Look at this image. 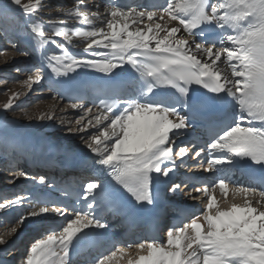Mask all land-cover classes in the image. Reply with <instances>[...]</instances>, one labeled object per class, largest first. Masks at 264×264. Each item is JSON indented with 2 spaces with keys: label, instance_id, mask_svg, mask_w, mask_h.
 <instances>
[{
  "label": "snow or ice",
  "instance_id": "obj_1",
  "mask_svg": "<svg viewBox=\"0 0 264 264\" xmlns=\"http://www.w3.org/2000/svg\"><path fill=\"white\" fill-rule=\"evenodd\" d=\"M40 7L41 0H0V33L8 36L18 31L23 19L42 44L51 43L62 51L44 57L56 76L70 77L69 73L78 75V69H91L111 77L127 65L138 74L141 90L137 95L114 97L104 85L94 84L96 114L88 108L75 121V129L67 128L81 133L94 163L113 182L111 186L100 180L84 183L80 196L84 208L72 209L74 219L65 216L67 207L50 206L47 201H29L26 210H21L25 196L0 197V225H13L5 235L16 233L30 219L37 230H44L41 235L45 238L34 239L26 249L23 264H77L74 256L78 250L99 244L104 237L96 230L106 229L107 223L97 212L114 199L119 188L138 204L151 205L159 177H169L179 166L177 158L182 165L190 153L202 166L206 164L204 172L213 174L203 187L185 193L200 200L201 211L169 226L166 241L153 238L121 247L113 243L88 264H120L118 257L124 264H264V184L238 186L231 179L232 169L241 161L264 169V0H166L154 6L156 10L115 6L106 15L97 10L90 16L83 0H77L64 15L90 28H70L64 20L53 18L48 23L50 36L41 23L31 19ZM165 16L176 26L158 22ZM145 20L149 23L139 27ZM129 21L137 27L129 30ZM202 25H214L219 30L216 38L198 40L203 36ZM182 31L186 35L178 36ZM72 35L90 40L85 56L69 54L65 45L72 44ZM58 36L65 43L53 38ZM220 64H226L227 69ZM41 79L37 74L24 83L31 89ZM192 85L210 93L213 100L231 102L235 109L231 119L212 112L208 101L195 95L197 89ZM158 89H174L179 99H169L168 93ZM57 91L73 95L81 90L63 87ZM20 95L13 93L0 109L5 113L12 110ZM70 107L84 106L72 103ZM38 119L52 120L53 114ZM197 125L209 134L203 143L190 131ZM189 134L194 139H182ZM18 177L27 178L28 174L19 171ZM39 180L44 183L45 177ZM230 186L234 198L240 196L243 202L221 207L217 189L227 196ZM180 189L181 184L173 183L168 191ZM193 193H202L206 201ZM13 210L15 216L7 215ZM49 213L64 217L66 226L46 228ZM7 243L0 236V245Z\"/></svg>",
  "mask_w": 264,
  "mask_h": 264
},
{
  "label": "bare ground",
  "instance_id": "obj_2",
  "mask_svg": "<svg viewBox=\"0 0 264 264\" xmlns=\"http://www.w3.org/2000/svg\"><path fill=\"white\" fill-rule=\"evenodd\" d=\"M48 3L47 7L50 10V7H54L52 10L43 11L45 14L50 15V18H58L60 20H64L67 26L70 28H77L81 27L85 30H88L90 26L84 24L83 22L75 21L67 19V17L64 15L68 10L72 9L76 6L77 0H46ZM83 4L87 6V10L89 12V16L91 12L99 11L102 15H106L107 12H109L113 7L116 5L112 4L109 0H83ZM97 5H99V9H97ZM117 6L123 7L125 10H129L132 8H135L136 11H146L142 4H140L139 0H119V4ZM81 11H84L83 8H81ZM49 19V18H48ZM161 24L172 27L176 26V22L170 21L167 16H165L164 20L158 21ZM149 23L147 20L140 23L138 26L143 28L145 24ZM130 28L129 30H132L133 28L137 27V25H132L129 21ZM107 30V29H106ZM161 36L164 35V33H160ZM179 35H186V33H183V31ZM189 39H191L189 37ZM25 42L28 47H32L34 45V38L25 39ZM90 40H83L79 36H72V44L69 45V54L75 55L78 58L83 57L86 55L85 49L87 48L88 43ZM44 55H40L38 60L41 61L44 68H47L48 74L46 75L50 79V86L48 90V94L46 96L53 97L54 99L51 102H47L46 109L52 110H61L60 104L58 102H66L68 104V112L70 113H79L81 115H85L88 108H92L93 114H96L97 109L94 106V100L91 99L92 96V90L94 89L93 85L98 83L100 81L101 75H111V74H104V73H98L91 69H80L78 71V75L76 73H69L70 77H64V76H56L54 73L51 72L50 67L47 66L45 63ZM29 59V58H28ZM223 59V58H222ZM44 62V63H43ZM31 63V62H30ZM31 67V66H30ZM39 67V66H38ZM220 67L223 69H227L226 64H220ZM80 71L82 73H80ZM116 73H113L112 75L123 77L125 73L130 71V66L125 65L123 70L116 69ZM230 74V70H228ZM63 87H78L81 91L79 93L73 94L72 98H70L71 95L69 94H61L57 91V89H62ZM51 95V96H50ZM76 95H83V99H77ZM55 104H53L54 100ZM72 103H80L83 104L82 109H73L70 107ZM59 113V112H58ZM234 114V111H233ZM232 114V115H233ZM11 143L15 146L14 153L12 155V161L13 163H7L6 164V171L10 176H12L11 179H8L9 186L6 185L5 189L9 187V190H18L20 189L18 181L21 177L15 178V174L20 170L18 166L20 163L19 158H23V167H21L22 171L26 172L29 175L32 171H35L36 174H33L31 181L28 183V187L22 189L23 192L21 195L26 197L25 201V207L21 210H26L28 202L31 201L33 204H36L38 201H47L49 202L50 206H56V207H65V201L69 200L68 196L71 192H76V188L79 186V184L85 183L84 181V172L74 171V172H68V170H62V166H65L69 162L71 163L70 159L79 160L81 159L82 162H94L91 154L88 153L87 149L85 148V145L80 146L78 145V142L71 140H66L64 138L58 139L55 135L52 133H47L46 131L42 132H34L27 134L26 137H17L13 140H11ZM50 146L49 149L47 147ZM82 147V148H81ZM11 161V160H10ZM47 161H51L50 165H47ZM7 161H3L2 163H6ZM22 162V161H21ZM39 162V163H37ZM1 163V164H2ZM30 164L36 165L35 168L32 170L30 168ZM30 165V166H29ZM187 166L190 169H193L194 171H199V175L202 176L203 167H206V164L203 166L201 165L200 160H191L187 163ZM9 169V170H8ZM4 174V175H5ZM205 175L207 177H204L201 183L194 186V184L189 183L187 185V188L183 191V193L180 196H183L186 198V200H189L190 198L185 195L191 188L193 187H203L206 183H208L212 179V175H208V173L205 172ZM40 176L45 177V182L41 183L39 180ZM15 178L14 182H10ZM236 185L243 186L245 183L239 180V178L234 177L231 178ZM82 185V188H83ZM193 195H199L201 199L206 201V198L203 197L202 193H193ZM216 197L220 199V205L226 206L227 204L231 203H241L243 202L242 197L237 196L234 198L233 193L231 191V186L229 188V191L227 193V196L222 195L219 192V189H217ZM189 204L196 205L197 207L203 208V205L201 204L200 200H189ZM72 209H68V211L65 213V216H70L72 219H74L72 214ZM10 214H16V211L13 210L9 212L7 215ZM186 222V221H185ZM66 226V221L64 217L58 216L55 213H49L47 216V220L45 221V226L48 228H56L57 226ZM13 225L10 224H3L0 225V234L4 236V238L8 241L6 245H2L0 248V263L3 264H11L10 257L7 255V251L10 246H15L19 243L20 238L24 235H27L28 237V244L27 248L30 247L31 243L34 241V239L37 238H45L44 235H41L39 237L40 230H37L33 225L31 219L25 223L24 226L19 227L17 229L16 233H13L11 235H5L6 231L12 227ZM99 230V229H97ZM101 231H104L106 235H110L112 231L107 227L106 229H103ZM46 234H51V232H47ZM126 242H133L131 240H125ZM24 251V249H23ZM16 255V254H15ZM26 258V253L24 255V259ZM23 259V260H24ZM120 259V264H124L123 259ZM79 264H88L87 258H84L83 261L78 262Z\"/></svg>",
  "mask_w": 264,
  "mask_h": 264
},
{
  "label": "rangeland",
  "instance_id": "obj_3",
  "mask_svg": "<svg viewBox=\"0 0 264 264\" xmlns=\"http://www.w3.org/2000/svg\"><path fill=\"white\" fill-rule=\"evenodd\" d=\"M24 2L35 3V0H24ZM48 3L49 2L46 0H41L40 9L31 19L34 22L41 23L45 28L46 35L50 36L51 33L48 28V23L51 18L50 15L44 13L49 10L45 8ZM52 9H54V7H50V10ZM19 24V30L10 33L8 36H5L4 33H0V49H7V51L0 50V105L7 102L8 98L11 97L13 93L21 94L18 100H14V107L12 110H8L5 113L0 109V197L7 196L9 198H14L18 194L21 195L23 192L22 189L28 187V183L31 181L33 174H36L35 171H32L33 173H30L32 175L28 173L27 178L21 177L18 181L20 184V189L18 190H9L10 188L5 189L8 179L12 178V176L8 177L4 175L6 164L8 162H14L12 161V155L15 146L11 143V140L17 137H26L29 133L46 131L47 133H52L58 139H72V141L78 142L79 147L84 145L80 139L81 133L75 131L69 132L67 130L69 126L75 129V121L83 115L68 112V104L66 102H58L56 98L53 104H55V101L58 102L60 104L59 108L62 109L61 112L57 109L52 111L46 109L47 102H51L54 98L46 96L49 87L51 88L50 79L46 76L48 74L47 68L40 66L43 64L38 58L42 54L45 57L52 54L61 55L63 54L62 51L54 47L51 43L42 44L39 38L31 33L30 27L25 24L23 19L19 21ZM30 37L34 38V43L37 46L36 48L34 44V47L31 48L36 49H31L27 46L25 39H29ZM53 38L59 43H65L63 37L58 36ZM13 44L15 47H13ZM65 46L69 51V45L66 44ZM45 63L47 64L46 60ZM80 73L82 72L80 71ZM37 74L42 75L41 81L39 83H34L32 88L29 89L24 82L28 80L29 76H32L34 79ZM42 114H53V119L41 121L38 117ZM61 121H63V123ZM19 159L20 163H22L23 158ZM3 161L7 162L2 163ZM19 165V171H22L21 167H23L24 163ZM15 215L16 214H10L9 216ZM40 231L41 232L38 234L39 237L44 230L41 229ZM0 236L3 235L0 234ZM27 237V235L22 236L17 245L9 247L7 255L10 257L12 264H21L22 258L24 259L26 253L25 248L29 241ZM1 246L2 245H0V248Z\"/></svg>",
  "mask_w": 264,
  "mask_h": 264
}]
</instances>
